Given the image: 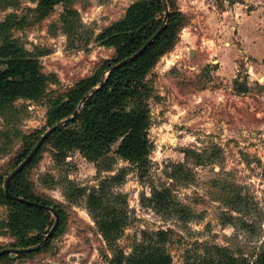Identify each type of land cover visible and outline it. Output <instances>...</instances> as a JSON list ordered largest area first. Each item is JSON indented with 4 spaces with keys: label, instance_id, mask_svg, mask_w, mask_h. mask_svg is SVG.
<instances>
[{
    "label": "rangeland",
    "instance_id": "374dc122",
    "mask_svg": "<svg viewBox=\"0 0 264 264\" xmlns=\"http://www.w3.org/2000/svg\"><path fill=\"white\" fill-rule=\"evenodd\" d=\"M137 1L72 0L41 19L39 0H0L1 31L42 55V72L50 77L41 99L18 100L0 114V177L15 169L25 138L50 130L52 102L115 58L116 49L97 38ZM172 4L183 19L177 42L144 80L153 90L149 168L116 156L120 143L97 162L75 150L62 158L45 144L25 176L35 197L59 205L61 230L23 258L12 248L17 240L0 233V248L11 251L0 264H112L115 253L129 255L144 234L159 231L170 232L171 264H186L200 246L224 247L250 264L264 252V0ZM178 165L190 179L175 176ZM106 182L107 203L114 197L128 217L113 244L88 203ZM154 189L170 190L193 216L183 222L154 209L147 201ZM10 210L0 204V222Z\"/></svg>",
    "mask_w": 264,
    "mask_h": 264
},
{
    "label": "trees",
    "instance_id": "16d2710c",
    "mask_svg": "<svg viewBox=\"0 0 264 264\" xmlns=\"http://www.w3.org/2000/svg\"><path fill=\"white\" fill-rule=\"evenodd\" d=\"M71 1L39 0L36 12L44 19L54 12L56 6H68ZM167 10L170 12L169 18L164 24ZM180 16L174 9L172 0H138L128 8L122 20L105 29L97 41L106 48H115V58L104 61L92 77L80 81L65 95L52 102L47 126L57 129L39 152L45 144L52 143L63 154L62 158L67 152L75 150L88 161L97 162L114 145L120 143L115 152L116 156L136 165L139 170H147L153 148L149 140L151 117L147 100L153 90L144 80L159 59L175 46L183 20ZM162 27L164 29L159 37L138 58L115 68L142 49ZM41 56L28 51L19 40L10 38L6 29H0V114L18 100L35 102L45 96L50 77L42 72L39 60ZM107 73L109 75L104 78ZM101 83L103 86L96 91ZM86 96H89L88 100L79 109ZM78 110V115L72 118ZM64 123L66 124L59 127ZM40 134L36 132L25 138L22 153L17 156L12 172L39 143L42 138ZM39 152L14 177L9 191L14 197L38 203L41 207L9 199L5 193V183L12 172L6 178L0 177V204L11 209L6 222H0V233L9 232L17 240L12 248L21 258L37 253V250H25L39 247L54 227L56 218L47 208H53L60 218L53 236L60 232L63 224V212L59 205L35 197L27 183L25 173L37 160ZM175 169V176L190 179L191 175L189 172L185 173L182 165L175 166ZM106 184L108 183L102 186L99 193L93 192L89 196L88 203L89 208L96 213L95 220L102 236L113 244L123 234L128 217L122 209L114 207V197L107 203V191L104 188ZM147 201L151 206L155 203L153 208L159 212L179 216L184 219L183 222L193 216L189 208L173 199L170 190L159 192L154 189L151 199ZM170 240L169 231H159L155 235L144 234L142 243L134 247L131 254L126 255L123 251L115 253L111 263L171 264V255L166 249ZM48 242L49 240L46 245ZM3 250L0 248V252ZM9 255H3L0 262L8 261ZM189 260L186 264H250L246 258L240 259L228 249L219 246H207L204 249L200 246V252L192 255ZM252 264H264V252Z\"/></svg>",
    "mask_w": 264,
    "mask_h": 264
},
{
    "label": "water",
    "instance_id": "95a60500",
    "mask_svg": "<svg viewBox=\"0 0 264 264\" xmlns=\"http://www.w3.org/2000/svg\"><path fill=\"white\" fill-rule=\"evenodd\" d=\"M165 6H167V4L165 3ZM168 9V8H167ZM169 10H167L166 12V16H165V20H164V24H166V22L168 21V18H169ZM164 27H162L160 29V31L142 48L140 49L137 53H135L132 57H130L129 59L125 60L124 62L118 64L115 68H118V67H121L122 65L124 64H127L129 62H132L134 61L136 58H138L150 45H152V43L157 39V37H159V35L161 34V32L163 31ZM103 86V83H101L99 86L96 87V91H98L101 87ZM90 96V95H89ZM89 96H86L83 101H82V104L80 105L79 109L82 107L83 103H85ZM79 113V110L74 114V117H76ZM67 123V122H66ZM66 123L60 125L59 127H62L63 125H65ZM57 127H54L52 129H50L49 131H47L43 136L42 138L40 139L39 143L36 145V147L33 149V151L28 155V157L18 166V168L12 172L9 177L7 178L6 180V183H5V193L7 195V197L11 200H14V201H18L20 203H27L28 205H33L35 207H41L40 204L38 203H35V202H30V201H27L25 199H22V198H17V197H14L10 191H9V186H10V183L12 182V180L14 179V177L16 175H18L19 173H21L30 163L31 161L33 160V158L37 155V153L39 152L40 148L42 147V145L45 143V141L56 131ZM56 218V223L54 225V227L51 229V231L49 232V234L46 236L44 242L37 248L35 249H30V250H25V252H32V251H36L38 249H40L43 245H45L47 243L48 240L51 239V237L53 236L55 230L57 229L58 227V224H59V216L58 214L56 213V211L53 209V208H47ZM11 251L10 250H3L0 252V258L7 254V253H10Z\"/></svg>",
    "mask_w": 264,
    "mask_h": 264
},
{
    "label": "bare ground",
    "instance_id": "6f19581e",
    "mask_svg": "<svg viewBox=\"0 0 264 264\" xmlns=\"http://www.w3.org/2000/svg\"><path fill=\"white\" fill-rule=\"evenodd\" d=\"M206 44V43H205ZM207 45H210V42L209 43H207Z\"/></svg>",
    "mask_w": 264,
    "mask_h": 264
}]
</instances>
